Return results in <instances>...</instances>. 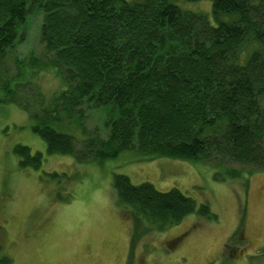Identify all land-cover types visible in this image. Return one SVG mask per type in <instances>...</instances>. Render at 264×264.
Returning <instances> with one entry per match:
<instances>
[{
	"label": "trees",
	"instance_id": "trees-1",
	"mask_svg": "<svg viewBox=\"0 0 264 264\" xmlns=\"http://www.w3.org/2000/svg\"><path fill=\"white\" fill-rule=\"evenodd\" d=\"M212 3L217 25L173 0H0L1 101L36 119L34 131L50 154L79 162L136 150L208 162L232 176L243 173L237 166L264 170V0ZM36 13L43 17L44 48L31 65L37 73L56 68L68 85L49 105L35 85L16 81L30 62L18 47ZM85 100L95 108L111 105L115 115L105 123L106 136L96 131L78 148L52 122ZM15 151L22 166L42 163V153L31 154L28 146ZM114 185L136 219L159 229L197 209L177 188L162 192L122 174ZM198 212L213 215L207 205Z\"/></svg>",
	"mask_w": 264,
	"mask_h": 264
},
{
	"label": "rangeland",
	"instance_id": "rangeland-1",
	"mask_svg": "<svg viewBox=\"0 0 264 264\" xmlns=\"http://www.w3.org/2000/svg\"><path fill=\"white\" fill-rule=\"evenodd\" d=\"M173 2L218 24L212 0ZM42 18L32 16L27 39L18 47L30 62L16 81L30 82L27 89L35 85L49 105L68 85L56 68L37 73L31 65V56L44 48ZM4 96L0 88V264H264V170L237 166L243 173L232 176L208 162L146 157L136 150L91 162L50 154L34 131L36 119L17 104L2 102ZM64 115L52 126L73 135L80 148L96 131L106 136L105 123L115 112L111 105L95 108L85 100ZM18 145L42 153L39 168L20 164ZM119 174L162 192L177 188L197 209L164 229L145 217L136 219L118 196ZM202 205L213 215L200 214Z\"/></svg>",
	"mask_w": 264,
	"mask_h": 264
}]
</instances>
